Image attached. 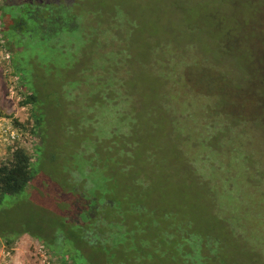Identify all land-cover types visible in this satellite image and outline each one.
I'll return each instance as SVG.
<instances>
[{"label": "rangeland", "instance_id": "1", "mask_svg": "<svg viewBox=\"0 0 264 264\" xmlns=\"http://www.w3.org/2000/svg\"><path fill=\"white\" fill-rule=\"evenodd\" d=\"M226 1L81 0L89 13L118 14L114 48L119 52L113 49L110 56L113 86L101 95L109 97L110 90L116 94L110 106L105 100L87 105L85 101L92 98L88 86L80 85L76 91L77 96L80 90L85 92L76 98L78 104L68 99L66 90L62 92L67 98H62L57 81L66 75L60 69L72 63L68 53L54 55V61L46 63L31 56L37 43L20 47L15 59L20 58L29 71L33 63L38 65L31 83L44 119L38 135H30L29 127L14 129L21 130L19 144L34 151L37 160L33 179L18 194L1 200L0 264H56L46 244L57 234H69L73 216L86 204L76 194L77 175L69 170L84 152L96 158L100 169L110 122L123 140L122 151H114L119 159L111 171L117 192L141 190L143 205L152 210L145 220L159 221L161 226L189 222L193 231L218 238L217 264H264V134L251 127L247 102L236 101L229 93L251 81L236 61L216 53L217 42L211 38L218 14L228 11ZM109 50L105 46L98 52L104 59ZM90 74L103 75L102 82L107 75L95 70ZM202 75L214 80L209 96ZM20 89L8 61H0V124L11 129L17 127L14 123L23 125L29 115V107L20 105L24 95ZM223 100L235 106L222 111ZM230 114L238 118L236 124ZM122 118L127 121L115 122ZM4 150L0 149V158ZM199 177L216 183V189L227 191L231 199L220 198ZM138 182L143 185L137 186ZM231 194L253 210L246 222L239 221L244 230L240 235L231 234V224L223 220L229 218L227 208L237 209ZM214 199L226 208L215 206L212 212ZM237 219L232 216L230 222Z\"/></svg>", "mask_w": 264, "mask_h": 264}, {"label": "trees", "instance_id": "2", "mask_svg": "<svg viewBox=\"0 0 264 264\" xmlns=\"http://www.w3.org/2000/svg\"><path fill=\"white\" fill-rule=\"evenodd\" d=\"M226 2L228 11L223 15L218 14L215 33L211 38L217 42L216 53L236 61L251 81L242 89H231L230 86L229 93L236 101L244 99L247 102L244 107H247L253 118L250 120L251 127L264 134V0ZM118 21V14L112 11L104 12L101 16L83 10L81 0H0V52L8 56L11 75L19 81L20 90L24 92L20 105L29 107L24 124L14 123L17 127L13 129L21 127L25 131L29 127L27 132L30 135H38L44 119L43 111L38 107L40 103L35 93L36 87L31 83L37 78L38 65L33 63L29 71L22 65L20 58L19 61L15 59L20 47L25 48L27 42L38 44L31 55L34 61L39 59L47 63L53 60L54 55L65 57L66 53L72 58L70 65L60 69L66 75L57 81L63 99L67 97L63 96L62 90H66L68 99L78 104L76 98L85 94L80 90L77 96L76 91L82 85L88 86L91 91V100L85 101L87 105H101L102 100L108 106L114 103L117 98L113 91L110 90V96L105 99H101V95L104 89L113 86V70H110L113 58L110 56L115 49L114 38H117L114 32L118 30ZM235 42L237 44L230 45ZM105 46H109L110 50L103 55V59L98 51ZM115 51L119 52L118 49ZM93 70L107 74L103 82V75L90 74ZM200 78L208 87L205 96H209L208 91L214 80L203 75ZM115 80L122 87L118 78ZM117 105L115 102L113 107L117 108ZM230 105L231 101L227 105L226 100H223L219 108L224 111ZM109 117L114 121V117ZM229 119L232 124L239 121L231 114ZM116 120V123L121 124L127 121L126 118ZM110 123L106 128V158L100 161V169H97L96 158L90 154L84 155L85 152L73 161L72 170L69 171L76 173V194L86 204L73 216L70 233L66 236L57 234L46 244L48 256L56 264H217L215 250L220 244L218 238L193 231L189 222L161 226L159 221H147L145 219L152 210L143 205L141 190L117 192L116 180L111 171L115 160L119 159L114 151H122L119 142L123 140L120 136L122 133L116 127L112 128ZM232 124L230 126H234ZM19 131L15 141L5 148L0 158V203L3 196L21 192L35 173L36 155L27 146L19 144L22 139ZM80 164L84 165L82 169H79ZM239 174L235 173L234 178ZM199 180L207 189L215 190L220 198H230L227 191L220 193L221 190L216 189V183L210 185L209 181L200 177ZM141 185V182L137 183V186ZM234 195L231 194L232 202L237 209L227 208V214L224 213L229 218L223 220L231 224V234L240 235L242 224H238L239 221L246 222L245 219L252 217L253 210L247 202L245 204ZM211 204L212 212L216 211L215 206L220 207L216 199ZM232 216L238 219L230 222ZM235 227H238L237 232Z\"/></svg>", "mask_w": 264, "mask_h": 264}, {"label": "built area", "instance_id": "3", "mask_svg": "<svg viewBox=\"0 0 264 264\" xmlns=\"http://www.w3.org/2000/svg\"><path fill=\"white\" fill-rule=\"evenodd\" d=\"M0 61L6 63L8 61V56L0 52ZM16 136L17 132L14 129L0 124V149L6 148L9 144L14 142Z\"/></svg>", "mask_w": 264, "mask_h": 264}]
</instances>
